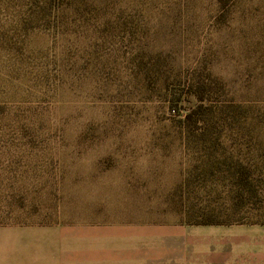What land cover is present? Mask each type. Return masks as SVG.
Segmentation results:
<instances>
[{"label":"rangeland","instance_id":"374dc122","mask_svg":"<svg viewBox=\"0 0 264 264\" xmlns=\"http://www.w3.org/2000/svg\"><path fill=\"white\" fill-rule=\"evenodd\" d=\"M47 13L0 0V223L110 225L115 264H201L203 225L185 216L227 208L225 156L259 185L242 212H264V0ZM202 85L215 146L183 123Z\"/></svg>","mask_w":264,"mask_h":264},{"label":"crops","instance_id":"0c3cea01","mask_svg":"<svg viewBox=\"0 0 264 264\" xmlns=\"http://www.w3.org/2000/svg\"><path fill=\"white\" fill-rule=\"evenodd\" d=\"M75 228V227H74ZM78 234L58 224H1L0 264H115V231ZM80 228V229H79ZM201 264H264V224L203 225ZM128 235V234H127Z\"/></svg>","mask_w":264,"mask_h":264},{"label":"trees","instance_id":"16d2710c","mask_svg":"<svg viewBox=\"0 0 264 264\" xmlns=\"http://www.w3.org/2000/svg\"><path fill=\"white\" fill-rule=\"evenodd\" d=\"M45 1L49 12L46 16L50 17L56 10H59L64 0ZM206 90L203 85L195 90L197 103L184 115L183 123L189 135H195L202 144L215 146L214 144L219 141L213 138L211 130L208 128V123L211 120L209 110L212 106L204 107V103H207V97L204 95ZM175 111V108H172V112L175 113ZM219 165L225 173L229 186L227 208L216 213L213 210L199 212L191 207L192 209L185 216L186 222L198 225L264 224V212L255 215L242 212L243 208L255 206L259 197V185L256 183L252 168L235 160L232 155L225 156Z\"/></svg>","mask_w":264,"mask_h":264}]
</instances>
